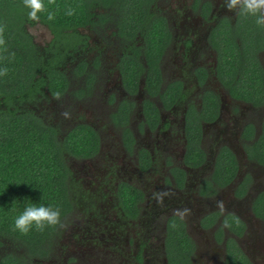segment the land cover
Wrapping results in <instances>:
<instances>
[{
	"label": "flooded vegetation",
	"instance_id": "flooded-vegetation-1",
	"mask_svg": "<svg viewBox=\"0 0 264 264\" xmlns=\"http://www.w3.org/2000/svg\"><path fill=\"white\" fill-rule=\"evenodd\" d=\"M127 3L99 5L81 37L57 40L38 25L48 31L38 45L30 29L48 81L26 106L60 136L34 105L63 101L62 138L95 133V154L67 165L71 177L73 159L95 168L98 188H79L90 199L99 189L118 216L71 227L67 253L52 237L31 263L264 264V27L222 0ZM177 209L190 213L181 220Z\"/></svg>",
	"mask_w": 264,
	"mask_h": 264
},
{
	"label": "trees",
	"instance_id": "trees-1",
	"mask_svg": "<svg viewBox=\"0 0 264 264\" xmlns=\"http://www.w3.org/2000/svg\"><path fill=\"white\" fill-rule=\"evenodd\" d=\"M128 1L136 7L144 0H56L48 8L55 18L49 21L47 13H42L37 23L29 19L22 0H0V25L5 28L7 49L0 48V68L8 69V74L0 77V237L22 244L28 250L27 256L45 257L44 245L52 241L59 227H48L43 232L33 228L23 235L14 230L16 217L34 203L59 208L63 220L73 209L67 157H91L98 142L89 127L75 129L62 138L26 106L42 93L48 81V77L39 75L47 64L30 29L45 25L57 40L67 34L81 37L78 29L93 23L99 5L121 10L130 7ZM69 8L75 10L74 15H66ZM180 262L190 264L189 259ZM1 264L33 263L11 253L3 257Z\"/></svg>",
	"mask_w": 264,
	"mask_h": 264
},
{
	"label": "rangeland",
	"instance_id": "rangeland-1",
	"mask_svg": "<svg viewBox=\"0 0 264 264\" xmlns=\"http://www.w3.org/2000/svg\"><path fill=\"white\" fill-rule=\"evenodd\" d=\"M33 29V28H32ZM31 29V30H32ZM32 33L34 34L38 45H42L44 38H47V33L45 28H34L32 30ZM84 33L87 35H90L93 37L94 32L89 29H85ZM65 103V101H64ZM64 106L63 101L58 102L57 106H51V104L47 108H38V105L35 104L34 107L38 109L37 114L42 115L44 118H46L49 123L53 124L54 126L61 130L60 137L64 136L66 133V129L64 130L62 126V122L64 121V116L63 115H56L54 113H64L63 108ZM41 116V118H42ZM93 117H89V120H92ZM107 140V138H105ZM103 146L104 149L106 148L104 145L103 141ZM114 155V154H112ZM108 156L106 154L104 157ZM71 164V167L73 166L74 169H72V177L71 182L72 184L71 190H72V197H73V207L75 205V209L72 211L71 215L67 216L62 220V224L64 225L63 227H59L57 235L54 238V244L57 248H61V251H65L67 253L68 251L72 249V241L68 240V233L69 229L71 227H76L79 226V223L82 222V225L85 226H90L93 228L94 223H98L103 219V217H107L108 220L106 222H111L114 221L118 218L114 215V212L112 211L111 208V203H109V197L101 195V191L98 189L97 192L99 196L94 199L88 198V193H85L80 190L79 184H82V189L86 192H93L94 188H98L97 182L94 180V171L96 170L95 168H92L88 172H84L81 170L80 166L83 163L82 160H75L73 159L72 161H69ZM78 178V179H77ZM264 183V182H263ZM264 186V184L262 185ZM100 188V187H99ZM110 187H107V189ZM109 190V189H108ZM94 200V201H93ZM84 221V222H83ZM81 226V225H80ZM93 232V230H90ZM91 235V233L84 234L83 236L88 238ZM78 239V235L75 236ZM0 257L1 255H7L10 253H16L17 251L20 253V255L23 257L24 260L27 259L29 262H33L34 259L35 261L40 263V260H43L45 257H35L32 256L31 254L27 256V249L23 247L20 243L13 241L8 238L0 237ZM93 254L95 256H101L99 255L100 253L97 251H93ZM60 255V254H59ZM66 255V254H65ZM61 256V255H60ZM50 258V257H49ZM101 258V257H99ZM52 261V260H50ZM54 261H56L55 264H63L64 260H60L58 256H55ZM53 261V262H54ZM44 264L48 263V261H43Z\"/></svg>",
	"mask_w": 264,
	"mask_h": 264
},
{
	"label": "clouds",
	"instance_id": "clouds-1",
	"mask_svg": "<svg viewBox=\"0 0 264 264\" xmlns=\"http://www.w3.org/2000/svg\"><path fill=\"white\" fill-rule=\"evenodd\" d=\"M223 7L230 12H235L237 16H250L255 18V23L259 27H264V0H222ZM23 6L28 9L29 19L36 21L40 20L42 13H47V19L49 21L55 18L53 12L49 11L48 8L51 5L56 4V0H22ZM75 14V10L69 8L66 15L72 16ZM4 26L0 25V48L7 51L4 39ZM15 55L14 53L12 54ZM8 69L6 67L0 68V77L6 76ZM58 95V94H57ZM217 209L223 213L226 211V205L224 201H217ZM14 210V209H13ZM190 210L188 209H177L174 214L179 216L183 220ZM61 220V211L59 208L46 207L43 204H28L25 210L16 217L14 221V230L19 231L23 235H27L33 228L36 231L43 232L48 227H63ZM230 225L225 221L224 227Z\"/></svg>",
	"mask_w": 264,
	"mask_h": 264
}]
</instances>
